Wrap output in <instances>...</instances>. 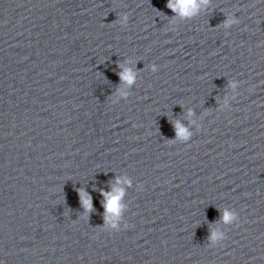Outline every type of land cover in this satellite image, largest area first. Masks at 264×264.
Instances as JSON below:
<instances>
[{
  "label": "water",
  "instance_id": "obj_1",
  "mask_svg": "<svg viewBox=\"0 0 264 264\" xmlns=\"http://www.w3.org/2000/svg\"><path fill=\"white\" fill-rule=\"evenodd\" d=\"M167 4L0 0V264H264V0Z\"/></svg>",
  "mask_w": 264,
  "mask_h": 264
},
{
  "label": "clouds",
  "instance_id": "obj_2",
  "mask_svg": "<svg viewBox=\"0 0 264 264\" xmlns=\"http://www.w3.org/2000/svg\"><path fill=\"white\" fill-rule=\"evenodd\" d=\"M208 0H168L167 7L172 10L173 13H176L182 17L189 18L197 13L199 9L200 3H207ZM127 20V17L124 18ZM120 78L122 82H126L127 84L131 85L134 83V74L131 70H125L121 72ZM105 195L106 203L104 205L106 212L117 213L119 211V199L120 195L117 194L115 196L109 197V194L102 193ZM82 204L86 206L87 210L91 209L90 199L85 201L82 197ZM223 219L228 221L231 219L230 215L225 212Z\"/></svg>",
  "mask_w": 264,
  "mask_h": 264
}]
</instances>
